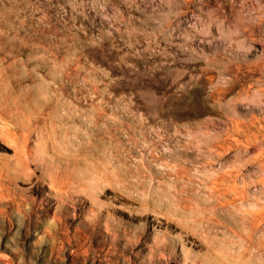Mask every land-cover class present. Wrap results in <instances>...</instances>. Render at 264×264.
Instances as JSON below:
<instances>
[{
    "label": "rangeland",
    "instance_id": "rangeland-1",
    "mask_svg": "<svg viewBox=\"0 0 264 264\" xmlns=\"http://www.w3.org/2000/svg\"><path fill=\"white\" fill-rule=\"evenodd\" d=\"M0 264H264V0H0Z\"/></svg>",
    "mask_w": 264,
    "mask_h": 264
}]
</instances>
